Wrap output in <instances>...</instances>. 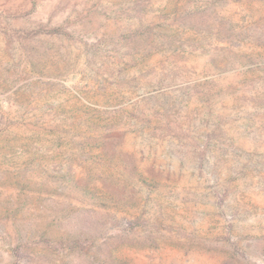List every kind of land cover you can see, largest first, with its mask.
<instances>
[{
    "label": "rangeland",
    "instance_id": "obj_1",
    "mask_svg": "<svg viewBox=\"0 0 264 264\" xmlns=\"http://www.w3.org/2000/svg\"><path fill=\"white\" fill-rule=\"evenodd\" d=\"M0 264H264V0H0Z\"/></svg>",
    "mask_w": 264,
    "mask_h": 264
}]
</instances>
